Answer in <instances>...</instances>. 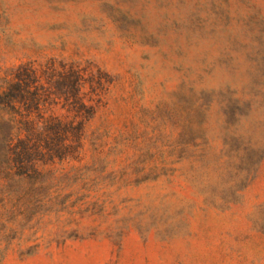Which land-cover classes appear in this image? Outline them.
I'll return each mask as SVG.
<instances>
[{
	"label": "rangeland",
	"instance_id": "374dc122",
	"mask_svg": "<svg viewBox=\"0 0 264 264\" xmlns=\"http://www.w3.org/2000/svg\"><path fill=\"white\" fill-rule=\"evenodd\" d=\"M18 81L83 129L0 179V264H264V0H0Z\"/></svg>",
	"mask_w": 264,
	"mask_h": 264
},
{
	"label": "trees",
	"instance_id": "16d2710c",
	"mask_svg": "<svg viewBox=\"0 0 264 264\" xmlns=\"http://www.w3.org/2000/svg\"><path fill=\"white\" fill-rule=\"evenodd\" d=\"M24 82L16 83L20 91L18 95L11 94L9 95L10 99H8L9 96L4 99L12 108L11 118L7 119L4 114L0 113V179H6L9 184V187L6 188L10 191L14 183H21L23 178H30L31 174L37 172L34 167L36 160L55 156L62 158L63 154L81 146L79 140L78 142H68L65 137L73 135L79 139L82 126L63 124L62 122L32 124L18 117L23 115L17 105L20 101H18L19 97L21 101H27L26 94L31 93L30 88L23 87ZM77 83H80L79 79H77ZM77 98L80 107L89 109L80 102L79 96Z\"/></svg>",
	"mask_w": 264,
	"mask_h": 264
}]
</instances>
